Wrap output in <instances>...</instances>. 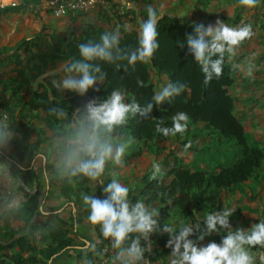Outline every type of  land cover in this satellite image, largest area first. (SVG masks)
<instances>
[{"label": "trees", "instance_id": "obj_1", "mask_svg": "<svg viewBox=\"0 0 264 264\" xmlns=\"http://www.w3.org/2000/svg\"><path fill=\"white\" fill-rule=\"evenodd\" d=\"M12 1L2 0L0 6ZM43 3L44 0H20L16 6L0 8V16L31 12ZM94 7L100 10L98 23L89 21L76 34H66L67 31L59 29H42L31 38L0 48V67H4L5 62L14 66L9 71L11 76L5 80L1 75L6 69L0 70V94L9 91L7 96H0V118L5 120L6 127L18 128L14 136L0 140V145L11 147L15 155L14 164L24 166L28 156L41 154V149L50 146L51 141L68 134L69 128L66 131L63 125L69 127L78 115V108L88 99L99 101L112 89H119L125 94V102L134 98L145 105L156 91L155 83L160 82L159 78L157 82L153 81L151 76H164L167 82H181L185 88L179 95L160 108L153 105L147 116H130L119 132L124 138L139 142L143 148L155 149L158 155L161 154V159L155 161L160 165L157 177H148L153 173L150 167L140 184L130 186V201L144 199L155 207L158 223H167V219L177 213L186 222L199 221L202 226L206 214L224 208L232 189L264 169V132L262 139L249 142L245 126L235 114L236 104L230 87L235 80L236 64L228 61L224 53L220 76L205 82L204 74L184 46V37L191 33L193 23L186 24L170 14H162L157 21L158 48L150 62H137L126 68L101 63L105 79L95 90L90 89L83 97L61 93L51 82L63 75L62 67L69 58L76 56L79 43L97 40L105 31H116L120 35L121 47L132 48L136 44L137 32L125 29L123 12L110 10L112 19H109L107 5L96 4ZM45 13L52 16V9L48 8ZM110 20H113L112 25ZM137 80L142 81L140 86ZM51 108L63 111H49ZM179 111L189 117L183 133L161 136L155 125L170 126V118ZM190 125H199L207 131L200 135ZM1 132L6 133L4 127ZM212 136H216L218 143L232 139L240 151L238 158L228 162L224 155H213L215 153L208 150L211 143L209 137ZM168 140L178 141L180 147L187 144L185 148L192 154L187 165L179 155L174 154L169 143L163 146ZM205 151H208V156ZM54 164L50 168L44 166L45 174L51 175L48 184L57 189L62 200L73 204L80 218L87 219L82 194L91 193L92 182L82 177H70L60 170L57 163ZM34 181V191L28 193L25 204L15 211L0 212V264H47L50 258L72 246L73 238L69 236L68 227L73 219H57L56 223H52L42 216L39 212V192L44 183L41 176L34 177ZM9 220L20 224L10 226ZM198 234L199 231L195 232L193 239ZM223 234V231L212 233L197 243L206 244L209 240L219 242ZM149 239L152 241L151 252L145 255H148L151 264H167V234L153 232ZM105 246L110 248L108 241L99 234L94 250L76 255V263L95 264V259L105 254ZM259 250L255 246L252 249L253 253Z\"/></svg>", "mask_w": 264, "mask_h": 264}, {"label": "clouds", "instance_id": "obj_2", "mask_svg": "<svg viewBox=\"0 0 264 264\" xmlns=\"http://www.w3.org/2000/svg\"><path fill=\"white\" fill-rule=\"evenodd\" d=\"M246 8H253L257 0H239ZM127 6V3H125ZM146 16L137 28L136 44L132 48L121 47L120 35L116 31H105L97 40H87L77 45L76 56L69 58L62 67L63 75L52 80V86L62 92L83 97L105 79L101 63L113 64L116 68L134 66L137 62H150L158 48L157 21L161 13L151 4L145 6ZM251 35L248 24L241 22L233 27L217 19L214 24L193 23L191 33L184 37V46L192 60L204 74L205 82L219 77L224 53L234 52L245 38ZM140 86L142 81L137 80ZM185 88L181 82H172L155 91L150 101L139 104L134 98L125 102V94L112 89L103 99H88L78 108V115L69 125L66 136L58 138L56 163L70 177H82L95 185H102L100 196L82 194L87 207V221L99 229L113 253L109 264H151L146 253L151 252L153 232L167 234L165 247L169 249L167 264H264V219L257 220L247 228L229 224L232 208H223L205 215L203 224L189 223L173 218L168 223H158V211L144 199L130 201V186L113 178L104 183L106 164L120 165L129 146V140L120 135V128L133 115L147 116L153 105L160 108L179 95ZM60 113L63 109L51 108ZM171 124L155 125L161 136L182 134L188 115L179 111L171 118ZM7 133L0 132V140ZM187 147V144L185 145ZM44 157H41L43 160ZM153 175L160 170L153 161ZM20 199L13 197L11 205ZM199 231L198 235H193ZM223 231L219 242L209 240L206 244L197 241L212 233ZM260 249L253 253V247Z\"/></svg>", "mask_w": 264, "mask_h": 264}, {"label": "crops", "instance_id": "obj_3", "mask_svg": "<svg viewBox=\"0 0 264 264\" xmlns=\"http://www.w3.org/2000/svg\"><path fill=\"white\" fill-rule=\"evenodd\" d=\"M47 1L48 0H44V3L39 9L31 12L17 14L6 13L0 16V48L3 46L11 47L25 38H31L42 29L46 31L50 29H59L63 32L67 31L66 34L69 32L76 34L87 22L91 21L98 23V19L101 17L100 10L94 7L86 13L75 12L61 18H54L45 13V10L48 9ZM19 3L20 0H13L7 5L0 6V8L16 6ZM125 3H127V6H125ZM149 4L161 14H170L180 22L186 24L195 22L211 25L219 19L225 24L233 27L239 25L241 22L250 26L251 34L254 36L250 38V41L245 38L242 41V47L240 44L236 46L238 49L241 48L244 53L242 54L239 51V55H237L233 63L236 64L239 62L238 60L241 56L244 57V59L247 58V62L242 64V66L245 67L246 64L252 62L254 72L258 75L255 79L251 80L247 75L241 74V69H239V65L236 64L234 83L236 82V90H238L241 95L240 98L237 99L238 104H242L235 111V114L244 126H246V129L251 127L249 130L252 131V134L255 136L256 139L254 138V140L262 139L264 132V91H257V87L254 88V85L261 83V74L264 69V0H257L255 6L250 9L241 5L239 0H144V2L137 3L131 0H107V13L109 19H112L109 12L110 10L116 13L123 12L122 22L125 29L137 32L139 22L146 16L145 6ZM110 23L112 25L113 20H110ZM13 68V65H9L6 62L4 63V67H0V70L6 69L7 71L1 75L3 80L11 76L9 71ZM259 68L262 69L258 71ZM52 74L53 73H50L49 75ZM54 74L58 75L56 72ZM166 83H168L167 79H161L157 84L158 86L156 85V90ZM231 87L230 93L233 96ZM7 91L8 90L3 93L1 92L0 96H7L9 94V91ZM241 108L244 110V113L241 112L239 116L237 111L241 110ZM5 123V120L0 118V132L1 128L4 127L7 133V139L14 136L15 130L18 128L14 126L8 128L4 125ZM57 140L58 139L54 140V142L51 141L50 146L41 149V154L35 157L28 156L24 166H17L14 164L15 155L11 147L0 145V212L15 211L25 204L28 199V193L34 191V177L41 176L42 182L44 183L42 190L39 192V212L41 215L50 219L52 223H56L57 219L62 221H68L70 218L73 219L72 225L68 227L70 232L69 236L73 238L72 246L69 250H62L57 255L50 258L47 264H76V255L86 250H94L100 233L99 229L95 230L88 223L86 218H80L73 204L62 200L58 196L57 189L48 184L51 175L48 174L47 176L45 174L44 166L47 165V167L50 168L56 165L54 163H56L57 158ZM170 142L173 143L171 144ZM168 143L171 145L172 150L173 144L179 146L178 141L175 142L173 140H168L163 146H166ZM144 153L146 152L144 151ZM174 154L177 153L174 152ZM179 156L181 157V155ZM41 157H44V159L41 160ZM259 173L261 178L258 175ZM259 173L249 178L247 183L248 186H255L258 183V179L262 181L257 184V196L248 195L246 198H243L239 194V191L235 190L224 202L225 205L227 202L230 205V201L234 198V202L231 203L229 208L233 209L232 213L235 212L238 218H251L252 220L249 222L248 226L255 223L257 220L264 219V169ZM120 174L125 175L123 173ZM137 177H140V175L137 174ZM102 178L104 180V177ZM110 178L111 175H109L108 180ZM112 178L117 179L115 175H112ZM140 178H137L138 180L134 185L140 184ZM101 187L102 185H95L92 183L91 193L95 196H100ZM13 197L20 199V203L11 205L10 201ZM19 224L18 221L9 220L10 226H19ZM103 252L105 254L102 256L99 255L95 259V264H101L103 261L109 263L113 250L105 246ZM106 257L109 259H106ZM257 264H259L258 261Z\"/></svg>", "mask_w": 264, "mask_h": 264}, {"label": "rangeland", "instance_id": "obj_4", "mask_svg": "<svg viewBox=\"0 0 264 264\" xmlns=\"http://www.w3.org/2000/svg\"><path fill=\"white\" fill-rule=\"evenodd\" d=\"M253 36L254 35L251 34L249 37H247V39L250 41V38H252ZM241 45H243L242 41L240 43V46ZM239 51L242 54L244 53L241 48L238 49V47H236V46H234V52H232V53L225 52L227 60L234 62L236 60L237 55H239ZM238 61L239 62H237L236 64L239 65V69H241V74L247 75L251 80L255 79V77L258 74L257 73L255 74L254 68L252 66V62H250L249 64H246L245 67H243L242 64L247 62V58L244 59V57L241 56ZM261 69L259 68L258 71ZM262 71L263 72L261 74V77H262L261 83H263V84L257 83L256 85H254V88L257 87V91H264V78H263L264 77V74H263L264 69ZM157 78H159L161 81V79L163 80V78H165V77H163V76H151V79H153V81H155V82L158 81ZM158 82L155 84H158ZM236 85L237 84L235 82L231 87V91L233 92V96H234L235 104H236L235 111L242 104L241 103L239 105L238 101H237V99H239L241 95H240V92L238 90H236V87H237ZM155 88L157 89L156 86H155ZM242 108H243V105H242ZM242 108H241V110L237 111V114L239 116L241 115L240 113L244 111V110H242ZM250 124H253V123H250ZM198 126L199 125H192V126L190 125L189 127L194 129V131L200 135H202L204 132L207 131L205 128L200 127V126L198 127ZM63 128L67 131L69 127H67L66 125H63ZM250 128L251 127H248L246 129V126H245L248 141L249 142L259 141L260 139L254 140L255 136L252 134V131L249 130ZM183 135L185 136V134H183ZM126 139L129 140V146H128L125 154H124L122 163L120 165H113L111 162L106 164L105 171L103 173L104 182H109L111 179H113L112 175H115L117 180L125 183L126 185L131 186L138 180L137 178H140V177L142 178V176H144V175L146 176V174H147L146 171L151 167L153 161L161 159V154L158 155L155 152L156 151L155 149H152V150L145 149V148H143V145H141L139 142L131 140L129 138H126ZM171 139H174V137H171ZM215 139H216V136L209 137V140L211 143L208 144V150H210L212 153H215L213 155H216V157H218V155H220V156L224 155L226 160H228V162H231V161L238 158V156L240 155V151H239V148L234 144V141L232 139L223 140V141H221V143L216 142ZM170 143L172 144L173 142H170ZM139 150H140V152L138 153ZM144 151L147 154L144 153ZM173 151L176 152L178 155H181V158H182L184 164L187 165L189 163V161L191 160L192 154L185 147H180V146H177L176 144H173ZM205 152H206V155L208 156L209 155L208 151H205ZM120 173H123L125 175H122ZM137 174L140 175V177H137ZM109 175H111V178L108 180ZM148 175H149L148 177H157V175H153V173L148 174ZM258 175L261 178L260 173ZM146 180H148V178H146ZM257 182L259 183L262 181L258 179ZM247 183H248V181L246 183L238 185L237 187L232 189L230 195H228V196H231L235 190L239 191V194L243 198H246V196H248V195L257 196L258 195V193H257V187H258L257 184L258 183L255 186H248ZM233 199L234 198H232V201H230V205L232 202H234ZM230 205L227 202L226 205L224 204V208H226V207L229 208ZM173 218H179V219L185 221L184 217L178 215L177 213H174L170 216L169 219H167V223L172 221ZM251 220L252 219L248 218V217H244V218L239 217L238 218L235 215V212L229 216L230 226L234 229L236 227H240L242 229L247 228L249 225V222H251Z\"/></svg>", "mask_w": 264, "mask_h": 264}, {"label": "built area", "instance_id": "obj_5", "mask_svg": "<svg viewBox=\"0 0 264 264\" xmlns=\"http://www.w3.org/2000/svg\"><path fill=\"white\" fill-rule=\"evenodd\" d=\"M96 4L107 5L106 0H48L47 6L52 9V16L54 18H61L67 15L69 12H88ZM5 118V116H4ZM81 264V263H76ZM101 264H108L107 261H103Z\"/></svg>", "mask_w": 264, "mask_h": 264}]
</instances>
